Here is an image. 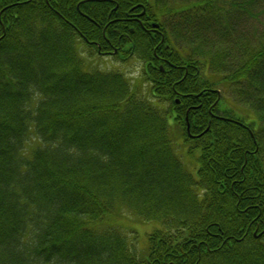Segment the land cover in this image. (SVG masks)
<instances>
[{
	"label": "trees",
	"instance_id": "1",
	"mask_svg": "<svg viewBox=\"0 0 264 264\" xmlns=\"http://www.w3.org/2000/svg\"><path fill=\"white\" fill-rule=\"evenodd\" d=\"M183 1L0 0V264H264V0Z\"/></svg>",
	"mask_w": 264,
	"mask_h": 264
},
{
	"label": "rangeland",
	"instance_id": "2",
	"mask_svg": "<svg viewBox=\"0 0 264 264\" xmlns=\"http://www.w3.org/2000/svg\"><path fill=\"white\" fill-rule=\"evenodd\" d=\"M168 1H171V0H168ZM185 1H187V0H184L183 2H185ZM180 15L182 16L183 21H186V20H188V18L189 19L191 18V12H189V11L187 12V14H185V12H184L183 14H180ZM164 19H165V25H166V23L169 20H171V17H167L166 16ZM191 29L194 30V28H191ZM155 31L152 32L153 33L152 34L153 39H160V41H162V42L164 40L166 44L174 45L179 50L180 53H181V50H182V48L180 46L185 48V46L188 43L187 42L188 38L189 37L191 38V37L194 36V34L191 33V30L186 32V31H184L182 29L181 26L171 27V28H168V26H166L165 30L157 29ZM178 32H182L181 34H182L183 38L180 37L181 35L177 34ZM205 36H206V34L202 33V36H200V37L198 36V37L199 38H203ZM178 40H179V44H180L179 47H178V44H177ZM203 40L201 39V42H203L204 45L206 46V40L205 41H203ZM201 42H200V45L203 46ZM115 49H118V48H115ZM92 50H95V49H92ZM82 51L85 52V53L88 52L87 49H85V48H83ZM116 52H117V50H112V52L108 51V53H107L108 56L107 55H101L102 49L98 47V50L92 52L91 54L92 55L96 54L97 56H101V58L98 59L100 63L98 62V60H95V61L94 60H89L87 54H86V56L84 55L85 56L84 59L89 60L92 63H99V65H100L99 67H97V65H95V66L98 69H100V70H108L109 67L113 66L114 68L120 69V70H122L124 72L126 71L125 73L127 75H129V76H135L138 71L139 72L141 71V64L138 65L136 63H129L128 65H126V64L120 63V60L119 61L118 60L115 61L113 57H114V55H116ZM165 61H167V60L165 59ZM241 86H245V85H241ZM234 88L235 87L230 88V89H224L223 87L217 88V92L219 93L220 97L223 100H225V102H226L225 104H223V102L221 103L220 111H225V110L232 111V112H234V114L238 118H244V117L248 116L249 120H247L246 123H251V122L256 123L257 119H256L254 114L249 113V111H247V113H246V111L239 110L240 109L239 107H238L239 109L237 107L235 109L232 107L231 103H233V101L235 103L237 101V99H238L237 92L235 91ZM240 88H244V87H240ZM236 104H238V102H236ZM243 108H245V107H243ZM186 130H187V132H189V127H187ZM143 232L144 231L138 230V233L140 234V236L143 235Z\"/></svg>",
	"mask_w": 264,
	"mask_h": 264
},
{
	"label": "flooded vegetation",
	"instance_id": "3",
	"mask_svg": "<svg viewBox=\"0 0 264 264\" xmlns=\"http://www.w3.org/2000/svg\"><path fill=\"white\" fill-rule=\"evenodd\" d=\"M221 119V118H220ZM226 121L230 122V123H238L237 121L234 120H230V119H226Z\"/></svg>",
	"mask_w": 264,
	"mask_h": 264
}]
</instances>
